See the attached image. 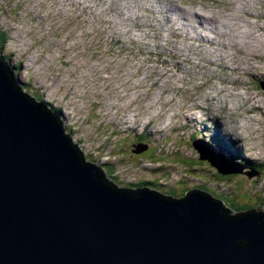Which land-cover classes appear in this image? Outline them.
<instances>
[{"label":"rangeland","instance_id":"374dc122","mask_svg":"<svg viewBox=\"0 0 264 264\" xmlns=\"http://www.w3.org/2000/svg\"><path fill=\"white\" fill-rule=\"evenodd\" d=\"M243 1L258 7L252 9L255 16H247L264 26V0ZM171 2L179 6L168 12L165 5ZM235 4L242 5L235 0H0V30L8 37L0 51L11 56L6 62L21 65L20 89L58 108L85 161L119 188L149 181L151 190L182 197L207 184L224 193L220 198L228 208L246 211L264 203V171L223 176L200 158L192 142L222 158L228 152L209 137L220 136L231 145L224 149L264 164V89L258 84L264 81V59L239 57L232 45L189 40L179 22L206 29L198 17L170 20L188 10L221 19ZM258 25L253 30L261 31ZM213 29L204 33L215 35ZM218 41L234 40L220 35ZM260 45L264 58V40ZM200 108L204 116L192 117ZM198 130V137L192 135ZM140 142L154 149L143 154Z\"/></svg>","mask_w":264,"mask_h":264},{"label":"water","instance_id":"95a60500","mask_svg":"<svg viewBox=\"0 0 264 264\" xmlns=\"http://www.w3.org/2000/svg\"><path fill=\"white\" fill-rule=\"evenodd\" d=\"M17 74L0 58V264H264V203L234 212L197 189L115 187ZM198 149L245 173L227 150Z\"/></svg>","mask_w":264,"mask_h":264},{"label":"bare ground","instance_id":"6f19581e","mask_svg":"<svg viewBox=\"0 0 264 264\" xmlns=\"http://www.w3.org/2000/svg\"><path fill=\"white\" fill-rule=\"evenodd\" d=\"M248 1V0H246ZM174 5H178L174 2H171L169 3L167 6L165 5V10H167L168 12H172V9L171 7L173 8ZM237 5L236 8L233 9V12H231L229 14V17H222L221 19H216L214 18V15H206L205 13L203 14V12H190V11H184L181 13L180 16H177V17H170V20H176L177 18H179L180 20L182 21H188L189 18L191 17H198L200 19V22H203V24H205V28L206 29H201V30H197L196 27H199V26H194L193 27H190L189 28V25L186 23V22H179L180 26L182 27L181 28V31L183 33V35L185 37L189 35V40H191L192 38H195V39H201L202 41L210 44V45H215V46H218L219 45H223L225 48H228L229 45H232L233 48H235L237 50V55L239 57H243L244 55L248 56V60L250 61L251 60H257L258 62L262 63L261 60L264 59L262 56H261V53L258 52V50H260L261 48V45H260V42L264 40V26L262 25H258L257 22H255L253 19H251V17L247 16V13L248 14H251L253 16H255V13L252 11V9L255 7V8H258L257 6L253 5L252 3L248 2V3H242V5H239V4H235ZM179 6V5H178ZM178 8V7H177ZM241 8H245L244 11L242 12L243 13V18L241 20L240 19V16H239V12H240V9ZM201 13V14H200ZM256 15H261L260 12H258ZM191 16V17H190ZM214 22H217V24H213ZM219 24L221 25L222 29L220 30L219 29ZM258 25L260 28H261V31H259L258 29H255L253 30V26L254 25ZM177 24H175L176 26ZM201 25V24H200ZM235 25V28H237V32L238 34L234 33L232 31V27ZM250 25L252 26V28L250 29ZM185 26V27H184ZM203 26V25H202ZM216 28L215 30L217 31V33L219 34H207V33H204L206 32L208 29L210 30H214L213 29ZM231 31V33H228L229 31ZM259 31V32H258ZM173 36L175 38H177V34L176 33H172ZM234 34V35H233ZM220 35H226V36H229L230 38H233V42H219L218 41V36ZM192 44L194 46H196L197 44L192 42ZM218 49V48H217ZM264 49V48H262ZM217 53V52H216ZM221 55H224V54H221ZM228 56H232V55H228ZM231 59L233 60L234 58L231 57ZM229 64V72H233V68H231L232 66L230 65L229 62H227ZM10 66H12L10 63H9ZM248 66V65H246ZM256 66H259V65H255V68ZM260 67V66H259ZM74 68V67H73ZM193 68V67H192ZM247 68V67H245ZM98 72V71H97ZM33 99V98H31ZM34 102H37V103H40V104H43L46 106V108L48 109V105L43 102H39V101H36V99H33ZM190 100V99H189ZM183 103V102H181ZM51 111H52V108H49ZM54 115L59 119L60 123H61V126L63 128V133L71 139V141H76L78 142L77 140H75L73 138V132H71L70 130H67V126H66V119H65V122L62 121V117H63V114H57L54 112ZM132 117V116H131ZM130 125H132L133 123L129 122ZM219 128L221 129V131L223 132V127H220ZM200 131V130H198ZM202 132V131H201ZM223 134H225L227 136L226 133L223 132ZM144 137H146L144 134H143ZM136 138H139L136 136ZM141 139V138H140ZM201 140V139H200ZM204 141H207L205 139H203ZM232 141V140H231ZM198 142V141H197ZM233 142V141H232ZM199 143V142H198ZM198 143H193V145L195 146V148L198 150L199 154L201 155V152L200 150L198 149V147H201L202 149H204L206 151V153H210L212 152L213 149H210L208 148L207 150L200 146ZM206 143V142H205ZM207 143H212L211 141H207ZM234 143V142H233ZM143 145H140L138 146L137 148L140 149L141 151H144L145 149H147V144L145 143H141ZM79 145V144H78ZM208 147L211 146L209 144H207ZM80 146V145H79ZM214 147V146H213ZM80 148V147H79ZM221 150L225 151V149L221 146L219 147ZM217 149V148H216ZM80 150V149H79ZM229 150V149H228ZM227 150V151H228ZM135 151H139V150H136ZM215 152L219 153V154H222L221 152L219 151H216L214 150ZM229 152V151H228ZM231 153V152H229ZM82 155V154H81ZM213 156H215L216 158H220L217 154H212ZM82 159H83V162L84 163H90L92 164L91 162H87L85 161L84 159V156L82 155ZM256 160H253V162H255ZM209 162L212 164V162L209 160ZM213 165V164H212ZM256 166V165H255ZM98 168H100L99 166H97ZM216 167V166H214ZM104 177L106 178V180L110 183H112L115 187H118L114 182H112L110 179L107 178L106 174L102 171ZM119 188V187H118ZM140 188H147V187H140ZM149 189V188H148ZM159 193V192H158ZM164 196H167L166 194H162ZM170 198L172 196H169Z\"/></svg>","mask_w":264,"mask_h":264},{"label":"trees","instance_id":"16d2710c","mask_svg":"<svg viewBox=\"0 0 264 264\" xmlns=\"http://www.w3.org/2000/svg\"><path fill=\"white\" fill-rule=\"evenodd\" d=\"M6 40H8V37H7V34H6V32H3V31H1L0 30V47L2 46V45H4V42L6 41ZM11 57V56H10ZM10 57L8 56H4L3 54H2V52L0 51V58H2V59H4L5 61H6V58H8V59H10ZM10 60H8V62H9ZM11 67H13V69L15 68L16 70H19L20 69V67H21V65L20 64H17L16 66H11ZM27 95V94H26ZM30 97L31 98H33V99H36V101H39V102H43L44 104L46 103V104H48L49 105V103H48V101L47 100H43L42 98H40V97H37V96H34V95H30ZM50 106V107H49ZM48 106V109L49 108H52V112H53V114H54V112L55 113H59L60 115L62 114V113H60V110L58 109V108H56V107H54L53 106V104L52 105H49ZM62 121H64L65 122V117L63 116L62 118ZM220 127H222V125H219ZM67 128V130H70L71 132H73V127H69V126H67L66 127ZM198 132L199 131H195L194 133H192V135H197V137H198ZM216 133H219V132H216ZM200 135H201V137L202 138H204L205 140H207V141H209L208 140V138H205V137H203V135H202V132L201 133H199ZM211 139L213 138V140H215L214 141V144H217V145H221V146H223V147H225L226 149H229L230 148V146L231 145H226V144H224L223 143V139H222V141H221V139H220V136H216V135H210L209 136ZM196 140H200V139H196ZM147 141V140H146ZM195 142V140L192 142V143H194ZM141 143H143V142H140V143H138L139 145H143V144H141ZM145 144H147V143H145ZM148 145V144H147ZM150 149H154V148H147V149H145L144 151H143V154H146V153H148V151L150 150ZM231 151V155L232 156H234V158H235V160H236V162L237 163H239L241 166H244V170H245V172L247 171L248 172V169H253V170H255V171H257V170H259V169H261V170H263L264 171V164H261V163H256V162H253V161H251V160H249L248 158H246L245 156H239L238 155V153H236V152H234L233 150H230ZM106 164V165H105ZM105 164H104V167L105 166H109L110 167V169L108 168L107 169V171L110 173V174H112V175H114L115 174V172L114 173H112V171H115V168L113 167V165H112V167H111V164L110 163H108V162H105ZM256 165V166H255ZM206 175V174H205ZM234 174H226V175H223V176H233ZM108 176H110L109 174H108ZM111 177H117L116 175H114V176H111ZM145 186H141V187H147V188H149L148 187V185H150V183H149V181H146V182H144L143 183ZM157 184H159V183H157ZM151 185H155V184H151ZM135 186H140V185H135ZM193 189H197V190H201V191H204V192H207L208 194H210L211 196H213L214 198H216V199H219V200H221V198H220V195H223L224 193H221L220 195H218L217 193H215L214 191H210L208 188H207V184H205V185H203L202 187L201 186H198V187H195V188H193ZM154 191H156V192H159L158 190H154ZM167 194L168 196H172L171 198H175V195H173V194H168V193H166V192H162V191H160V194ZM186 193H187V191H186ZM183 196H185V194H183L182 195V197ZM177 197H179V196H177ZM222 201V200H221ZM226 205V204H225ZM227 206V205H226Z\"/></svg>","mask_w":264,"mask_h":264},{"label":"flooded vegetation","instance_id":"af4514ba","mask_svg":"<svg viewBox=\"0 0 264 264\" xmlns=\"http://www.w3.org/2000/svg\"><path fill=\"white\" fill-rule=\"evenodd\" d=\"M221 174V173H220ZM242 174H244V173H242ZM222 175H226V174H222ZM231 175V174H230Z\"/></svg>","mask_w":264,"mask_h":264}]
</instances>
